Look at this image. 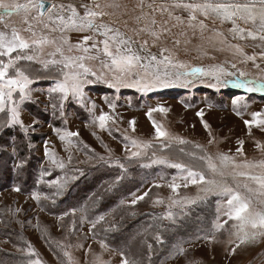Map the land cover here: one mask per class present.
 <instances>
[{"label":"rangeland","instance_id":"1","mask_svg":"<svg viewBox=\"0 0 264 264\" xmlns=\"http://www.w3.org/2000/svg\"><path fill=\"white\" fill-rule=\"evenodd\" d=\"M20 2L23 3L24 0ZM46 2L66 4L69 0ZM71 2L82 14L84 9L80 4L90 3L91 0ZM99 2L104 3L105 0ZM147 2L148 0L146 4ZM156 2L159 3L160 0ZM120 3L127 5L129 15L112 19H127L129 27H135L130 15L137 0H120ZM147 10L145 5V11ZM176 15L187 18V13L181 10H177ZM108 19L105 18L106 21ZM157 19L160 17L157 16ZM11 22L21 29V35L30 38L31 33L23 31L27 25L22 23V16L12 17ZM205 23L208 24L209 31L204 33L203 39L199 30L193 34L185 26L187 36L183 37L179 36L180 28L172 29L173 36L181 40L174 60L190 67L205 69L222 66L227 72L235 73L234 76H221V81H229L226 86L218 83L212 76H189L185 78L191 81L187 87L156 88L145 92L129 87H120L117 90L98 81L84 85L83 103L71 95L64 100L62 116L59 108L60 94L52 93L50 96L48 91L57 80L62 79L61 66L49 64L47 69L43 66V62L53 58L60 59L59 54L55 57L50 55L55 47L49 45L42 50L29 52L36 59L19 62L18 66L33 80L29 86L32 89L31 100L20 102L19 94L13 95V99L19 102L20 119L27 132L19 125H9V114L5 112L0 113V137L7 131H13L14 134L18 132L26 138L37 140L29 143V146L38 165L39 185L34 192L39 193L41 199H33L34 192L28 193L18 186L0 192V264H28L30 260H39L41 264H68L67 257L63 254L65 250L71 253L76 264H98L97 257L108 264H121V251L138 264H147L148 259V264H264V236L259 234L264 230L247 227L248 241L236 247L239 243L236 236L238 228L233 225H238L239 222L230 220L225 215L228 210V197L221 192L220 187L189 184L186 188L181 186L174 193L169 184L176 177L175 182L183 185L184 182L179 177L186 175V171L169 167L165 163H153L156 159L182 163L194 171L204 172L206 178L213 179L204 161L194 159L190 153L197 157L211 155L214 159L218 154L224 153L235 156L237 162L245 159L253 162L264 160V151L257 146H264V126L253 124L249 128L244 123L245 120H252V113H264V93H248L231 84L241 71L248 74L246 79L264 76V59L260 57L264 48L255 46L261 43L258 40L233 39L227 31L231 27L229 23ZM114 26L120 27L121 31H127L123 23ZM42 27L36 26L38 35L41 34ZM213 28L223 32L228 43L243 47L247 55H256V61L242 62L244 57L227 44L219 43L221 38L209 43L207 37L213 35L210 31ZM0 30L10 32V29H3L2 24ZM43 34L50 39H56L57 44L61 43L59 32L45 29ZM87 34L90 33L71 32L67 35L71 43L75 44ZM165 39L168 46L172 47L173 37L166 36ZM185 39L191 42L185 45ZM63 50L65 55L82 54L74 48L69 52L68 45H64ZM152 51L158 53V48H153ZM85 63L98 75L104 73L105 78L111 80V73L102 68L98 60ZM233 63L236 64L235 68L232 67ZM255 64L260 67H255ZM240 96L244 99L238 105H233V99ZM53 104L57 107L53 108ZM160 107L168 111H153L152 118L149 119V111ZM197 112H203V122ZM102 113L112 117L104 129L99 127L98 121L93 123ZM153 120L171 135L189 143L179 144L174 140L170 147H164L167 141L161 143L155 138ZM131 121H135L134 132ZM204 122L209 125L208 129L204 127ZM57 129L60 130L59 133ZM65 131L78 133V136L69 138L71 144L59 138ZM126 137L136 139L141 144L150 141L152 146L139 149L142 151L141 156L131 157L130 152L138 149L132 148ZM7 140L2 143V148L14 156L13 168L16 170L19 159L14 147L18 140L14 136ZM240 141H243V155L237 152L241 147ZM196 145L202 147L197 148ZM126 147L130 151L126 152ZM46 148L49 153L55 154L57 164L63 162V168L53 164L52 159L45 155ZM181 148L184 149L183 152L180 151ZM100 157L104 159L101 160ZM117 160L124 165V169L117 166ZM253 171L258 172L259 169ZM84 178L92 181L84 189V200L78 199L77 189L72 188L71 197L76 202L71 199L66 210L62 199L69 184L75 182L80 188L83 186L80 182ZM215 179L234 186L230 176H216ZM52 180L66 182L62 194L55 195L56 187L46 183ZM252 187L255 188L256 185ZM16 188L19 191L14 190ZM207 188H211V191L203 190ZM144 193L147 195L143 200L131 203ZM45 196L48 199H44ZM101 199L107 200L105 205L108 207L96 205L103 202ZM174 200L178 203L173 204ZM190 200H195V203H189ZM57 205H60L59 209ZM253 207H261L255 196ZM82 208L84 211L80 210ZM72 209H76L74 216L71 215ZM169 212L172 213L171 219L166 218ZM65 213L70 214L65 216ZM101 215L105 217L104 220L93 229L91 222ZM62 216L63 219H60ZM129 218H145L143 222L149 223L147 228L138 230L139 243L113 247L100 239L98 233L101 232L104 237L107 230L112 231L116 224L126 222ZM216 222L223 224V228L215 229ZM253 233H256L254 239L251 238ZM157 235L160 242L156 239ZM151 243L152 246L155 245V250L148 249L147 245ZM101 244L106 247H101ZM29 245L35 255L29 254ZM176 245L185 249L183 254L178 253ZM233 248L236 249L234 253Z\"/></svg>","mask_w":264,"mask_h":264},{"label":"snow or ice","instance_id":"2","mask_svg":"<svg viewBox=\"0 0 264 264\" xmlns=\"http://www.w3.org/2000/svg\"><path fill=\"white\" fill-rule=\"evenodd\" d=\"M145 5L147 11H145ZM80 7L84 9L83 13L78 10L77 6L69 0L68 3H47L46 0H0V24L3 29L0 30V113L7 112L9 125H19L25 132L23 121L20 119L19 102L13 99L14 93L19 94V101L32 99V89L29 87L33 80L26 74L24 69L20 68L19 62L34 61L36 57L29 52H35L37 49L42 50L44 46H54L55 51L50 53L52 57L59 54L60 59L55 58L43 62L45 69L48 65H60L62 79L56 81L54 87L50 88L49 94L59 93L61 103L59 105L60 114L63 116V101L67 100L71 95L78 98L83 103L84 85L102 81L110 88L120 87L136 88L139 91H151L156 88H168L175 86L187 87L191 81L185 79L189 76H212L218 83L227 85L229 81H221V76H234L235 73L227 72L222 66H212L208 69L202 67H190L182 62L174 60L176 48L181 44V40L173 36L172 29L180 28L179 36L186 37L187 32L184 31L185 26L191 29L193 34L197 30L203 39L204 33L209 31V26L205 21H211L213 25L219 23L231 24L227 30L233 39L260 41L255 45L264 48V0H137L135 6L131 9L130 19L135 24V27H129L127 19H112L113 17H123L129 15V10L126 4L120 3V0H105L100 3L99 0H91L90 3H81ZM123 9V11H120ZM111 10V11H109ZM181 10L187 13L185 19L181 15H176V11ZM14 16H22V23L27 27L23 31L31 33L30 38H25L21 35V29L11 22ZM157 16L160 19H157ZM109 18L107 21L105 18ZM203 17V19H201ZM118 23H123L127 30L121 31L120 27L114 26ZM42 25L41 34L38 35L36 26ZM243 25V26H242ZM49 32H59L61 43L57 44L56 39H50L48 35H44V30ZM213 35L208 36L209 43H214L217 38L219 43L227 44L231 49L244 57L242 62H255L256 55H247L243 47L239 44H230L223 32L216 28L210 30ZM90 33L83 35L77 43L72 44L68 33ZM130 33V34H128ZM166 36H172V47L168 46L165 39ZM102 37V39H100ZM191 41L185 39L183 43L189 44ZM68 45V51L73 48L82 53L81 55H65L63 46ZM153 48H158V53L153 52ZM222 50V49H220ZM15 53V55H13ZM104 57V59H101ZM260 57L264 59V51L260 53ZM99 61L102 68L107 69L111 73V80L105 78L104 73L97 74L92 67L88 66L86 61ZM235 68L236 64L233 63ZM259 68V64H255ZM170 69L176 71H169ZM183 69V71H179ZM247 73L241 71L239 76L231 81L233 87L244 89L248 93L260 92L264 93V76L253 79H246ZM93 77L95 79H89ZM215 87V85H212ZM244 98L242 96L233 99V105H238ZM11 105V106H9ZM53 108L57 105L53 104ZM95 107V105H93ZM153 111L167 112L168 109L160 107L149 111V119L152 118ZM203 122V112H197ZM112 117L107 113H102L95 118L93 123L99 122V127L104 129L108 121ZM245 125L249 128L251 125L264 126V113H252V120H245ZM132 131H135V121H131ZM155 128V138L164 143V147H170L172 141H177L179 144L189 143L188 141L171 135L162 125L153 120ZM204 127L209 128V125L204 122ZM59 133V129L56 130ZM78 136L77 132L65 131L59 136L61 141H67L71 144V137ZM130 140L132 148L138 149L131 151V157H139L142 155L141 148H150L151 142H138L136 139L126 137ZM211 143V141H209ZM241 147L237 152L243 155V141L239 142ZM264 151V146L257 145ZM201 148V145H196ZM130 151L126 147V152ZM184 151L183 148L180 149ZM45 155L52 159L53 164H57L54 153H49L45 149ZM194 159L204 161L207 169L212 174L213 179L206 178L204 172L194 171L188 165L182 163H172L166 159H156L153 163H165L169 167L182 169L186 171V175L179 177L183 181V185L176 183V177H173V182L169 187L174 193L178 189L188 187L189 184L201 185L207 184L220 187L221 192L228 197V210L225 215L230 220L238 221V225H233L238 228L236 236L240 244H244L249 239V234L246 231L247 227L252 229L264 230V160L258 162L249 161L247 159L242 162H237L236 157L224 153L218 154L214 159L211 155H203L197 157L194 153H190ZM101 160L104 157H100ZM218 161V163H217ZM117 166L124 169V165L115 162ZM63 168V162L57 164ZM23 163L18 164L17 168H22ZM259 169L258 172L253 170ZM43 175V174H42ZM224 178L230 176L234 181V186L229 185L226 181L218 182L215 177ZM119 179V178H118ZM41 182H45L41 180ZM49 186H55L57 191L55 195L62 194V190L66 186L59 180L46 182ZM256 185V187H252ZM19 191L18 188L14 189ZM211 191V188L203 189ZM33 199L39 201L41 195L34 192ZM138 196L132 200L135 204L137 200H143L144 196ZM256 197L261 205L260 209L253 207V197ZM44 199H48L47 196ZM178 201H173V204ZM189 203H195V200H190ZM84 211V209H80ZM76 209L71 210V215H75ZM70 213H65L67 216ZM104 216H99L95 221L91 222L94 229L97 224L104 220ZM172 218V213L169 212L167 217ZM63 219V216L60 217ZM83 219V217H82ZM224 223H227L225 221ZM223 224L216 222L214 228L219 230L223 228ZM243 233V235H240ZM264 236V231L259 233ZM256 233L252 234L251 238H255ZM160 242L159 235L156 236ZM214 239V237H213ZM231 242V241H230ZM148 249L151 250L152 245L148 244ZM70 247V245H69ZM79 247V246H78ZM101 247L106 245L101 244ZM179 254H183L185 249L180 245L175 246ZM91 249H89L90 251ZM235 248L232 249L234 253ZM29 254L35 255L34 250L29 245ZM64 256L67 257L68 264H76L70 252L64 251ZM123 258L121 264H138L136 260H131L125 256L124 252H120ZM98 264H108L101 258L97 257ZM28 264H41L39 260H30Z\"/></svg>","mask_w":264,"mask_h":264},{"label":"trees","instance_id":"3","mask_svg":"<svg viewBox=\"0 0 264 264\" xmlns=\"http://www.w3.org/2000/svg\"><path fill=\"white\" fill-rule=\"evenodd\" d=\"M13 136L16 138V140H18V143L16 142L14 149L18 153L17 155L19 159V164L23 163V167L19 169L17 168L16 170L13 168L15 162L14 156L12 155V153L2 148V143L8 141L7 139L12 138ZM0 138H2L0 146V170L2 169L0 171V192L16 186L21 189H24L28 193L36 191V188H38L39 185L38 165H36V158L32 154L29 143H34V141L37 140H33L32 138H26L24 135L18 132L17 134H14L13 131H7ZM91 182V180H85V178L82 179L80 184H82L83 186L80 188H78V184L75 185V182L69 184V188L62 199V201L64 200L63 204L66 210L69 207V202L71 199H74L73 202H76V199L71 197V189H77L76 193L78 192V195H76L78 199L83 201L84 198L82 197L86 194L84 189L87 185L90 186ZM101 200L103 202L99 204L96 203V205L100 207L104 206V208L108 207V205H105V202H107V200ZM57 208L59 209L60 205H57ZM144 220L145 218H139L137 220L129 218L126 222L116 224V226L113 227L112 231L107 230L105 232L104 237H102L101 232L98 233V235H100V239H102L105 243L113 247H119L124 244H137L139 243L137 239L138 230L147 228L149 225L148 222L144 223ZM150 238L153 239L152 236H150ZM151 245L153 244L151 243ZM153 248L155 250V245L152 246V249ZM149 260L150 259L146 261L147 264L149 263Z\"/></svg>","mask_w":264,"mask_h":264},{"label":"water","instance_id":"4","mask_svg":"<svg viewBox=\"0 0 264 264\" xmlns=\"http://www.w3.org/2000/svg\"><path fill=\"white\" fill-rule=\"evenodd\" d=\"M49 3V2H46V4Z\"/></svg>","mask_w":264,"mask_h":264}]
</instances>
